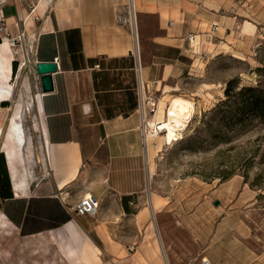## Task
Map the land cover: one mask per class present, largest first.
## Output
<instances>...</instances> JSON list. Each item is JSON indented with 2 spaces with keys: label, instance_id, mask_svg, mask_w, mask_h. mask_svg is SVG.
<instances>
[{
  "label": "crops",
  "instance_id": "crops-1",
  "mask_svg": "<svg viewBox=\"0 0 264 264\" xmlns=\"http://www.w3.org/2000/svg\"><path fill=\"white\" fill-rule=\"evenodd\" d=\"M225 1L0 0V25H4L0 87L5 80L9 86L7 100L1 102L11 101L26 71L18 96L29 103L38 97L45 173L36 183L28 180L27 186L16 190L11 184L12 197L0 201L4 221L0 231L15 229L26 237L47 232L49 240L68 247L67 257L75 253L77 264H90L94 246L107 250L117 236L126 239L120 232L125 222L131 221L139 232L152 216L168 212L177 223L154 228L165 250L166 258L160 251L165 264H201L202 258L210 264H264V251L250 245L251 225L238 211L243 202L233 193L236 182L226 185L230 207L211 212L216 217L211 227L179 216L171 208L172 195L153 193L148 203L144 201L149 170L142 131V118L148 116L143 92L161 91L162 99L175 90L165 88H171L169 82L185 63L188 34L197 33L203 40L210 34L235 38L239 32L233 27L243 35L245 24L253 27L248 28L249 35L255 33L252 21L236 24L240 16L224 13ZM20 33L30 51L26 66L16 63L13 74V61L21 57L14 60L8 42ZM37 62L57 65L50 93H42ZM1 102L0 114L8 107ZM24 165L28 169V160ZM84 196L98 202L94 218L68 211ZM123 197L131 198L126 203L134 206L133 214L124 212ZM136 256L140 260L141 252Z\"/></svg>",
  "mask_w": 264,
  "mask_h": 264
},
{
  "label": "rangeland",
  "instance_id": "rangeland-1",
  "mask_svg": "<svg viewBox=\"0 0 264 264\" xmlns=\"http://www.w3.org/2000/svg\"><path fill=\"white\" fill-rule=\"evenodd\" d=\"M223 11L226 15L234 12L240 16L236 24H243L244 19L252 21L255 33L249 35L248 28L253 27L247 24L242 28L243 35L236 25L233 27L239 32L233 35L235 38L217 39L210 34L203 40L193 33L195 46H187L183 67L174 82L167 83L171 88H165L175 90L165 93L161 99V91L146 89V94L151 92L161 100V110L171 97L179 96L195 104V113L181 139L165 145L158 136L152 138L144 201L148 203L153 193L172 195L175 201L171 208L178 210L179 216L190 217L192 224L211 227L216 221L211 212L226 211L230 207L225 187L236 182L233 193L243 202L238 211L252 228L249 243L257 251H264V115L258 116L244 107L245 101L239 96L242 87L248 86L258 87L264 93V0H227ZM25 77L26 71L16 84L7 110L2 113L3 119L0 114V148L7 119L16 103H20L26 142L22 153L24 164L26 160L30 164L28 169L25 167L28 180L34 184L45 173L41 170V128L36 118L38 97L29 103L24 96L21 99L18 96ZM231 80L234 83L226 92ZM158 119L154 116L152 121ZM9 184L11 188L10 179ZM129 208L134 213V206ZM176 223L168 212L156 215V219L152 216L139 232L131 221L125 222L120 230L127 235L126 239L121 238L125 243L117 236L112 247L106 250L90 241L96 248L90 264H165L161 254L166 258L165 250L154 228L158 231L160 225ZM47 235L46 232L26 237L15 229L9 233L0 231V264H74L78 254L67 257L68 247L49 240ZM140 252L139 260L136 254Z\"/></svg>",
  "mask_w": 264,
  "mask_h": 264
},
{
  "label": "bare ground",
  "instance_id": "bare-ground-1",
  "mask_svg": "<svg viewBox=\"0 0 264 264\" xmlns=\"http://www.w3.org/2000/svg\"><path fill=\"white\" fill-rule=\"evenodd\" d=\"M0 80L3 81V75L0 72ZM0 87V102L7 100L9 94V86L4 81ZM6 89H3V86ZM166 108L159 111L156 117L160 118L157 121H152L147 116L142 119L143 128V141L145 148V161L148 164L150 154L147 148L151 147L152 138L157 137L161 139L165 145H170L174 141L182 138V132L188 126V122L192 115L195 113V104L185 98L175 96L168 100ZM21 109L20 103H16L11 115L7 119V126L3 135V142L0 148L7 163V170L10 176V182L13 188H21L28 185V174L24 165L23 148L25 147V136L21 124ZM2 114V119H3ZM2 136L0 128V138ZM150 150V149H149ZM5 163V164H6ZM0 222L4 223L3 218L0 216Z\"/></svg>",
  "mask_w": 264,
  "mask_h": 264
},
{
  "label": "built area",
  "instance_id": "built-area-1",
  "mask_svg": "<svg viewBox=\"0 0 264 264\" xmlns=\"http://www.w3.org/2000/svg\"><path fill=\"white\" fill-rule=\"evenodd\" d=\"M0 23H2V18L0 17ZM4 30V25H0V31ZM195 35L190 33L186 36V41L190 48L195 46ZM9 46L13 50L14 60L19 63V67H25L26 61H28V55L26 54L27 49L30 51V46L24 43V34L20 33L15 38L9 40ZM143 90V89H142ZM143 103L146 107V114L150 119L157 115L159 111L160 100L156 99L154 94L149 92H143ZM145 126H142V131ZM68 211L76 216H86L89 218H94L98 213V202L90 196L82 197L75 205L68 206ZM201 264H210L206 259H201Z\"/></svg>",
  "mask_w": 264,
  "mask_h": 264
},
{
  "label": "trees",
  "instance_id": "trees-1",
  "mask_svg": "<svg viewBox=\"0 0 264 264\" xmlns=\"http://www.w3.org/2000/svg\"><path fill=\"white\" fill-rule=\"evenodd\" d=\"M16 61H13L12 64V72L14 74L16 69ZM234 83L233 80L227 83L226 92L232 87ZM239 96H242L244 99V107L248 108L249 110L254 111L258 116L264 115V93L258 87L248 86L242 87L239 92ZM8 105L7 102H1L2 107H6ZM12 197V192L9 184V177L6 171V164L5 159L2 153L0 152V201H4L6 199H10ZM126 199H131L130 197H123L122 198V208L126 214H133L130 211L128 204L126 203Z\"/></svg>",
  "mask_w": 264,
  "mask_h": 264
},
{
  "label": "water",
  "instance_id": "water-1",
  "mask_svg": "<svg viewBox=\"0 0 264 264\" xmlns=\"http://www.w3.org/2000/svg\"><path fill=\"white\" fill-rule=\"evenodd\" d=\"M35 68H36L37 74L40 76V85H41L42 93L46 94V93L52 92L53 84H52L51 75L55 73L57 70V65L55 64V62H37ZM23 153H24V150H23ZM5 163H6V160H5ZM6 167H7V163H6ZM214 205L217 206L218 202H215Z\"/></svg>",
  "mask_w": 264,
  "mask_h": 264
}]
</instances>
